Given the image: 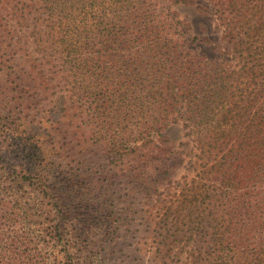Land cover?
Instances as JSON below:
<instances>
[{"label": "trees", "instance_id": "16d2710c", "mask_svg": "<svg viewBox=\"0 0 264 264\" xmlns=\"http://www.w3.org/2000/svg\"><path fill=\"white\" fill-rule=\"evenodd\" d=\"M193 3L0 0V99L21 107L0 130H16L12 149L26 161L10 185L19 190L0 198L11 227L0 260L12 264L39 235L64 241L71 260L72 236L95 228L107 241L116 220L145 231L154 263L264 264V0L195 3L226 44L216 57L196 52L209 40L190 36L175 7ZM179 123L185 139L174 149L164 130ZM93 183L95 198L74 195ZM25 185L38 198L20 194ZM37 199L47 207L32 236L24 225ZM38 254L45 264L59 257Z\"/></svg>", "mask_w": 264, "mask_h": 264}, {"label": "rangeland", "instance_id": "374dc122", "mask_svg": "<svg viewBox=\"0 0 264 264\" xmlns=\"http://www.w3.org/2000/svg\"><path fill=\"white\" fill-rule=\"evenodd\" d=\"M193 1L195 3H203V0ZM195 3L191 5H178L175 7L179 12V16L181 18L186 17L190 22V25L192 26L190 36H197L198 40L204 37L208 38L209 40L208 43L207 41H201L199 43L197 42L198 44H194L193 48L196 50V52L204 53L208 57L219 56L221 51H224L226 44L220 39V32L215 28V24L212 20L209 19L208 14L200 13L196 9ZM221 57L225 59L228 58V61L230 60V56L227 53L222 54ZM20 108L21 107L19 105V100L14 97L12 98L11 95H7L4 99H0V126L3 120H6L8 122L11 120V118L15 119L18 114L21 115ZM87 120L89 119L85 114L80 115L79 121L84 124V128H87V130L83 133V138L86 141H90L89 143H93L94 137L91 136L93 133L92 130L87 127L89 126L86 123ZM83 121H85V123ZM164 132L168 136L169 143L174 149L178 148L179 142L185 139L183 133L184 130L180 123L168 125V127L165 128ZM16 136V130L10 132L0 130V198H4L7 200H11V196H13V188L14 192L16 190H19V187L16 184H14V187H11L10 185L13 184L12 178H15L17 172H19L22 168L21 162H26L21 161L20 157L16 156V151L12 149V144L14 143ZM23 141H25V135ZM93 147L96 151H100L97 146ZM13 168L16 169L15 172L13 171ZM183 174H185V169H178L174 173L172 180L174 182L176 180H180ZM116 181H119V179H116ZM156 186L159 190L163 188L162 184L158 185L157 183L153 182L152 187L155 188ZM98 192H100V188L96 186V183H93L90 188L84 187L81 190H74V195L76 193H81L84 196H86V194H89L92 198H95ZM19 193L26 196V199H29V196L38 198L37 196L40 195L36 188L27 185L23 187L20 186ZM121 200H123V198L118 195L113 204L111 202L109 203V209L112 212L120 211L121 206L123 205V202ZM164 200L166 201L165 196ZM30 203L32 212L35 213L25 219L26 225H24V227L26 226L25 230L29 234L34 236L33 233L38 234L39 232V230L37 229L39 226L35 224L37 223L35 220L41 222L44 220L42 213L46 209L47 205L45 202L42 203L39 199L33 202L31 201ZM164 204L167 205V203L164 202L160 206ZM156 205L159 204L156 202ZM8 206H10V204ZM160 206H158L156 210H162L161 208H159ZM98 219H100V221H98ZM94 222H98V225H101V223H103L99 216H94ZM108 223L110 224V222ZM113 224L115 226H112L109 229L111 237H109L107 241L103 239V231L97 230L95 228L89 233V235H81L78 238L72 236L71 239L74 240L73 242H75V244L71 248V253L73 255V258L71 260H69L68 258L65 259L62 256L65 251V247L63 245L64 241L61 240L56 245H45L43 239L45 237L43 235H39L33 237L34 241L36 239L37 242H32L28 250L22 252V255L17 260L12 259V264H26V260H29L30 258L34 260V264H45L42 263L39 258V251L48 256L49 254L53 255V251L54 253H57L59 257L57 258V261H55V264H173V257H171L172 255H170V257L164 258L157 263L151 261V238H147L146 240L145 231H138L137 228H132L131 232H129V229H126V223L121 221L115 220ZM120 225H122V227ZM6 229H8L6 233L0 234V236H2L3 238L7 235L11 227L7 225V222L0 223V231L4 232ZM4 240L5 239L0 242L3 243ZM4 247L5 246L0 247V259L2 258L1 253H3ZM172 254L175 255L174 252ZM184 256V253H182L180 255V259L183 260ZM0 264H6L5 260H0Z\"/></svg>", "mask_w": 264, "mask_h": 264}]
</instances>
